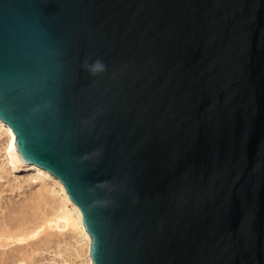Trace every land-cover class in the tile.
I'll return each instance as SVG.
<instances>
[{
	"label": "water",
	"instance_id": "95a60500",
	"mask_svg": "<svg viewBox=\"0 0 264 264\" xmlns=\"http://www.w3.org/2000/svg\"><path fill=\"white\" fill-rule=\"evenodd\" d=\"M0 117L94 264H264V0H0Z\"/></svg>",
	"mask_w": 264,
	"mask_h": 264
},
{
	"label": "rangeland",
	"instance_id": "374dc122",
	"mask_svg": "<svg viewBox=\"0 0 264 264\" xmlns=\"http://www.w3.org/2000/svg\"><path fill=\"white\" fill-rule=\"evenodd\" d=\"M7 139L0 130V264H88L74 215L27 167L8 163Z\"/></svg>",
	"mask_w": 264,
	"mask_h": 264
},
{
	"label": "bare ground",
	"instance_id": "6f19581e",
	"mask_svg": "<svg viewBox=\"0 0 264 264\" xmlns=\"http://www.w3.org/2000/svg\"><path fill=\"white\" fill-rule=\"evenodd\" d=\"M0 130L4 132L8 139L6 142L5 150L7 154V160L8 163L12 165V167H27L33 174L34 178H38L37 181L40 180V183H42L45 187L51 188V190L55 191L57 196L60 197L61 203L64 207H68L75 218V227L79 230V232L82 234L83 239L86 240L87 244V251H88V264H94L92 255H91V241L92 236L89 230L86 228L85 223L83 221V212L80 208V206L75 202L64 182L61 180L59 176H57L54 172L51 170L35 163V162H26L23 160V158L19 154V150L16 146V134L13 130V128L10 126L8 122H6L3 118L0 117ZM33 178V179H34ZM48 188V189H49ZM42 189V188H41ZM50 191V190H49ZM47 193V190H40V196L45 197ZM51 197V196H50ZM42 199V198H41ZM82 239V240H83ZM85 243V242H84Z\"/></svg>",
	"mask_w": 264,
	"mask_h": 264
},
{
	"label": "clouds",
	"instance_id": "9594fccd",
	"mask_svg": "<svg viewBox=\"0 0 264 264\" xmlns=\"http://www.w3.org/2000/svg\"><path fill=\"white\" fill-rule=\"evenodd\" d=\"M89 71H91L93 74L97 72H102L105 70V65L103 64L102 61L96 60L94 63L91 65H88Z\"/></svg>",
	"mask_w": 264,
	"mask_h": 264
}]
</instances>
